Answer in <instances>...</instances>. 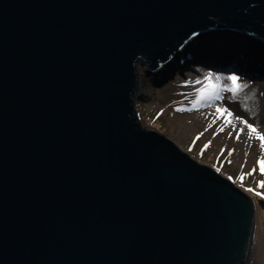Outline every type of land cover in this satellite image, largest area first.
<instances>
[{
  "label": "water",
  "instance_id": "1",
  "mask_svg": "<svg viewBox=\"0 0 264 264\" xmlns=\"http://www.w3.org/2000/svg\"><path fill=\"white\" fill-rule=\"evenodd\" d=\"M215 22L264 41V0H0V264H249L251 197L133 114Z\"/></svg>",
  "mask_w": 264,
  "mask_h": 264
},
{
  "label": "rangeland",
  "instance_id": "2",
  "mask_svg": "<svg viewBox=\"0 0 264 264\" xmlns=\"http://www.w3.org/2000/svg\"><path fill=\"white\" fill-rule=\"evenodd\" d=\"M209 28L212 32L213 27ZM217 30L219 29H216L214 33H217ZM192 35L193 33L189 34L186 39ZM251 42L253 48L260 45ZM237 43L238 46L246 47L240 42ZM183 46L184 44L178 50ZM262 51L264 52L263 49ZM253 55L252 64L261 66L264 59L261 58L260 51L253 50ZM188 59L190 57L183 54L181 66L163 78L154 77L153 72L156 69L146 73L147 67L141 63L137 65V77L143 81L149 80L150 92L138 87L139 96L134 95L133 98L134 117L141 128L155 130L163 134L185 154L233 181L251 197L255 222L249 260L251 264H264V202L247 192V188H253L264 194V187H258V182L264 181V174H261L257 163L259 160H264V151H262L258 139L250 140L248 138L247 128L240 123L245 121L256 128L259 134L264 135V69L258 65V67L245 71L248 64L238 61V58H233L229 54L224 57L218 55L217 66L214 67L199 66L196 63V58H193L195 63H188L186 62ZM238 63L245 70L241 71ZM159 66L157 70H159ZM208 73H211L213 77L224 78L235 75L238 77L239 83L247 85V87L242 88L235 97L231 92H222L223 99L214 101V106L202 104L193 108L192 101L195 99V92L201 87L195 81H203ZM220 84L222 86L230 85V81L222 79ZM216 107L227 109L232 114L231 116L225 114L232 124L224 127L223 131L220 129L224 126L225 117L216 119ZM242 129L243 131H241ZM236 133L240 134L239 139L236 138ZM229 153L231 154L229 155ZM241 176L244 177L243 180L240 179Z\"/></svg>",
  "mask_w": 264,
  "mask_h": 264
},
{
  "label": "bare ground",
  "instance_id": "3",
  "mask_svg": "<svg viewBox=\"0 0 264 264\" xmlns=\"http://www.w3.org/2000/svg\"><path fill=\"white\" fill-rule=\"evenodd\" d=\"M204 29H209V27L204 28ZM204 29L198 30L196 32L197 33L202 32ZM214 32L215 31H212V32L208 31L200 35H195L194 37L192 35V38L184 40L182 42V44H184L182 49L178 51L174 50L167 58H165L158 64V66L160 65L159 70H157V67L156 68L154 67L156 69V70L154 69L155 71L153 72L154 77L163 78L165 75H169L173 73L172 72L173 70L176 71L178 69V66H181L182 64L181 62L183 60L181 61V57L183 54H187L191 59L196 58L197 59L196 63L199 66L214 67V66H217L216 64L217 57L212 56L209 53H212L213 55H217V54H223V53L228 52V54L231 57H235V53L240 51L239 49L244 48V47L241 48L240 46L237 45L236 36L234 34L228 33V32H217V31H216L217 33H214ZM259 40L261 42H264L261 39ZM192 42H196V43H192ZM197 43L200 44L201 47H197ZM187 45L189 46L186 48L185 46ZM252 46H253L252 44L248 45L247 47L243 49V52L246 53L247 49H253L254 51L258 50L260 51L261 58L264 59V52L262 51V49L264 50V45L260 44L259 46H255L254 48ZM139 63L143 64L146 67L145 61L142 58H137L134 63L135 72H136V67L137 65H139ZM238 64L241 67L239 68L241 69V71L245 69H247L245 71H249L250 68H254L257 66L255 64L252 66L248 64L247 67L244 69L240 63ZM260 67H263L264 69V66H260ZM135 74H136V89L138 90V87H140V88L147 89L148 92H150L149 80L143 81L142 79H140V77H137V73ZM134 95H135V91H133V95H132L133 105H134V101H133ZM249 264H251V262Z\"/></svg>",
  "mask_w": 264,
  "mask_h": 264
},
{
  "label": "snow or ice",
  "instance_id": "4",
  "mask_svg": "<svg viewBox=\"0 0 264 264\" xmlns=\"http://www.w3.org/2000/svg\"><path fill=\"white\" fill-rule=\"evenodd\" d=\"M222 79H226L227 81H230L229 84L221 85L220 81ZM196 84H200L201 87L198 88L195 92V99L192 101L193 108H196L200 105H206V106H214L213 102L217 100L223 99L221 93L224 91L231 92L233 97H235L244 87H247V85H242L238 81V77L235 75H229L226 78L221 76H215L213 77L211 73H208L205 75L204 80H196ZM225 114L227 116H231V112H228L227 109H223L221 107H216V119H220L221 117H225L224 120V126L221 127L220 131L224 130V127H227L228 125L232 124V121L227 119ZM215 122V121H213ZM241 124H244L245 127L248 130V138L251 140L253 138L258 139L260 141V146L262 151H264V135H261L257 132V129L254 128L251 124H247L245 121H241ZM243 131V129L241 130ZM231 135V133H229ZM236 138H240V134L236 133ZM207 147V145H205ZM231 153H229L230 155ZM259 164V170L261 174H264V160L257 161ZM255 171V169H254ZM248 175H251V173H248ZM241 180L244 179L243 176L240 177ZM258 187H264V181L258 182ZM248 191H253L252 189H248ZM257 196H261L262 199H264V196L261 195V193L256 192Z\"/></svg>",
  "mask_w": 264,
  "mask_h": 264
},
{
  "label": "trees",
  "instance_id": "5",
  "mask_svg": "<svg viewBox=\"0 0 264 264\" xmlns=\"http://www.w3.org/2000/svg\"><path fill=\"white\" fill-rule=\"evenodd\" d=\"M248 189H252L253 191H248ZM247 192L252 195V196H256L259 200L263 201L264 202V199L261 198V196H257L255 193L258 192L256 191L255 189L253 188H247ZM261 193V192H259ZM262 196H264V194L261 193Z\"/></svg>",
  "mask_w": 264,
  "mask_h": 264
},
{
  "label": "clouds",
  "instance_id": "6",
  "mask_svg": "<svg viewBox=\"0 0 264 264\" xmlns=\"http://www.w3.org/2000/svg\"><path fill=\"white\" fill-rule=\"evenodd\" d=\"M250 65H254V64H252V62L250 63ZM256 67H258V66H256ZM255 68V67H254ZM259 69V68H258Z\"/></svg>",
  "mask_w": 264,
  "mask_h": 264
}]
</instances>
